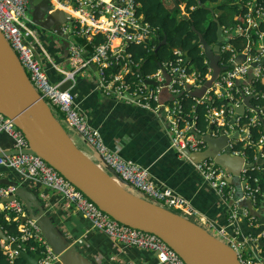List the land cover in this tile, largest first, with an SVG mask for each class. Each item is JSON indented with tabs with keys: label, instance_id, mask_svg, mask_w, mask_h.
<instances>
[{
	"label": "built area",
	"instance_id": "obj_1",
	"mask_svg": "<svg viewBox=\"0 0 264 264\" xmlns=\"http://www.w3.org/2000/svg\"><path fill=\"white\" fill-rule=\"evenodd\" d=\"M52 10H61L72 24L61 29L69 42L68 65L69 79L85 73L93 65L98 71L96 90L117 102L131 103L145 110H157L161 105V94L167 92L170 100L166 113L172 119L170 125L171 147L180 156L191 161V156L202 152L206 143L198 139L195 120L186 121L182 109L184 97L193 95L204 77L187 65L188 57L181 50L172 49V58L160 65L156 72L148 76L140 74V63L134 62L129 46L141 47L150 44L156 31L140 13L138 0H48ZM29 0H0V32L16 54L30 83L37 93L50 103L59 113L65 125L77 134L100 159L102 165L114 172L126 185L136 190L142 199L161 204L168 210H178L185 216H198L188 202L170 188L156 186L147 168L126 161L112 151L103 141L101 133L94 128L74 103L70 90L63 91L61 84H51L47 74L34 56L33 44L37 43V31L31 28L28 16ZM243 17L236 20L231 28L222 29L227 43L219 47L218 55L221 72L201 99L207 109L209 130L206 135L212 138L226 136V147L234 158L243 160L239 173L234 176L226 168L217 165L213 159L191 161L195 171L204 183L224 202L229 204L226 225L215 228L218 240L227 245L238 257L240 264H264V192L260 178H251L249 171L264 174V137L255 147L259 153L255 163H249L244 149L251 146L250 128L261 127L263 110L251 107L253 99L264 98L257 90L264 84V24L263 0H234L232 3ZM184 8V7H183ZM181 10L184 11V9ZM231 36L246 40L245 47L235 49ZM76 39L78 41H76ZM200 48L204 49L201 43ZM135 68V69H134ZM137 69V71H136ZM166 77L170 81L166 80ZM148 82H154L151 85ZM248 102V105H246ZM220 104L219 106L217 104ZM244 107L243 116L236 111ZM235 123L231 120L235 118ZM243 118L248 122L244 124ZM236 139H232L235 133ZM0 133L7 135L13 142L18 155L0 158V168L13 171L24 181L39 183L59 194L65 203L81 214L91 228L104 234L124 248H136L151 252L159 264H185L184 261L156 236L124 226L102 212L74 185L64 179L55 169L34 155L21 154L28 150V142L20 130L7 118L0 115ZM241 144L243 149L236 150ZM221 150L220 153H223ZM261 161V164H257ZM236 179L238 185L231 183ZM15 192L13 187H0V199L7 200ZM248 202L252 211L244 204ZM0 212L9 213L7 221L20 226L18 240L9 238L4 254L12 261L17 252L10 248L32 242L30 251L40 256L38 264H54L55 256L42 236L40 227L30 220L21 200L14 197L0 204Z\"/></svg>",
	"mask_w": 264,
	"mask_h": 264
},
{
	"label": "crops",
	"instance_id": "obj_2",
	"mask_svg": "<svg viewBox=\"0 0 264 264\" xmlns=\"http://www.w3.org/2000/svg\"><path fill=\"white\" fill-rule=\"evenodd\" d=\"M182 7L183 5L178 6V10ZM66 24L69 25L68 21L62 27ZM37 33V43L33 44L34 56L50 83L61 84L70 80L68 74L71 68L67 62L70 39H66L68 47H65L60 41H51L49 36L38 31ZM223 37L226 41V37ZM214 46L215 44L208 46L209 50L203 49L204 55L206 51L217 54L213 52ZM92 66L85 73L77 74L69 88L80 112L100 131L104 143L112 151L128 162L147 168L156 186L170 188L184 198L198 213V216H189L192 218L190 221L216 237L215 228L226 225L229 204L224 203L195 171L191 161L198 160L196 156L191 157L190 161L180 157L172 149V119L166 113L170 100L167 92H162L161 106L157 110H145L131 103L117 102L96 90L98 71L96 66L93 71ZM72 134L76 146L85 152L91 161L101 166L102 163L93 150L77 134ZM207 149L206 147L202 152ZM13 151L15 150L12 140L0 133V154ZM0 181L17 184L24 194V200L21 201L27 217L30 216L44 226L54 245L62 248L64 244L73 247L75 254L89 264H159L153 253L124 248L91 228L81 214L68 206L59 194L45 186L24 181L13 171L4 168H0Z\"/></svg>",
	"mask_w": 264,
	"mask_h": 264
},
{
	"label": "water",
	"instance_id": "obj_3",
	"mask_svg": "<svg viewBox=\"0 0 264 264\" xmlns=\"http://www.w3.org/2000/svg\"><path fill=\"white\" fill-rule=\"evenodd\" d=\"M175 10H178L176 5L173 6L171 12ZM27 11L31 27L35 31L49 36L51 41H60L63 46L68 47L67 36L62 34L61 28L67 21L72 24V20H68L61 10H52L48 0H29ZM216 25L217 42L213 47V52L218 54L219 47L227 43V40H224L218 22H216ZM166 44V39H164L159 44L156 52ZM203 45L205 50H209L208 45ZM92 70L95 71L96 68L92 66ZM0 73L8 77L23 97L17 96L9 88L10 92L8 89L0 88V115L10 120L28 142V150L21 152V154L34 155L43 160L81 191L102 212L124 226L156 236L173 250L185 264H240L237 255L205 229L188 218L127 191L122 186L126 183L114 172L110 170L105 172L88 159L76 146L60 122L56 120L48 104L30 83L16 54L1 32ZM218 74L215 76L213 74V81ZM166 80L169 81V78L166 77ZM148 83L155 85L154 82ZM71 86L72 81L66 80L61 85V89L66 91ZM10 93L13 95H10ZM246 105H248V102H246ZM244 112V107L236 111L238 116H243ZM235 119L236 117L231 120L232 124L235 123ZM193 133L198 139L203 140L208 148L202 153H197L198 155H193L198 159L194 161L211 158L217 165L226 168L232 175L236 176L239 173L243 160L230 156L226 147L228 140L226 136L216 139L209 134L200 136L194 131ZM237 137L238 133L236 132L232 139ZM221 150H224V152L220 153ZM18 154H20L18 151H13L9 154H0V158ZM185 155L193 157L188 151L185 152ZM257 164H261V161H258ZM232 182L234 185H238L236 179L231 180ZM1 185L15 188V192L9 199H0V202H9L14 197L24 200V194L16 183L0 181ZM244 205L252 211L248 202ZM29 219L35 221L40 227L42 236L52 249L53 254L58 257L54 264H89L75 254L73 247L65 244L63 248L54 245L44 226L30 216ZM0 240L7 241V237L1 229ZM10 248L17 252L18 258L23 260L25 264H38L40 258L38 254L30 255L14 243L10 245Z\"/></svg>",
	"mask_w": 264,
	"mask_h": 264
},
{
	"label": "trees",
	"instance_id": "obj_4",
	"mask_svg": "<svg viewBox=\"0 0 264 264\" xmlns=\"http://www.w3.org/2000/svg\"><path fill=\"white\" fill-rule=\"evenodd\" d=\"M138 2L141 5L140 13L156 31V37L148 46H129V50H132L134 55V62L138 64L139 60H141L139 67L140 74L144 77L153 74L160 65L170 60L172 58V49L181 50L183 53H186L189 68L197 71L204 77L208 67L200 44L203 43L210 47L216 44L217 25L215 20L218 21L222 29L227 30L235 25L238 17H243V11L240 12L232 5L234 0H170V2L168 0H138ZM174 5H183L184 11L180 9L171 12ZM262 7L264 10V6ZM260 31L264 32V24L260 26ZM164 39H166L167 44L160 47L156 52L159 44ZM231 44L235 49H240L241 47H245L246 40L231 36ZM257 90L264 93V84H258ZM193 98H195L193 95L183 98L182 109L186 116L185 119L187 122L194 119L195 128L199 135L205 136L209 130L206 118V105L204 103L196 104ZM250 104L253 109L264 111V98L253 99ZM217 105L219 106L220 104L218 103ZM53 116L55 117L54 114ZM260 118L263 121L262 126L250 128V142L252 145L244 149L249 163H255L253 162L254 158L260 152L255 147V144L264 137V116ZM56 120L58 119L56 118ZM242 122L246 124L248 119L243 118ZM235 149L242 150L243 147L241 144H238ZM262 152L264 153V146L262 147ZM248 175L251 178H260L261 188L264 192V174L254 169L249 171ZM170 211L182 217L185 216L178 210L171 209ZM6 215L10 217L9 213H0V229L7 237V241H0V264H25L18 256L10 261L8 256L3 252L5 251L2 247L3 243L5 247L9 238L18 240L21 235L20 226L15 222L7 221ZM31 245L32 242H29L21 245V247L28 254L32 255L33 252L30 251Z\"/></svg>",
	"mask_w": 264,
	"mask_h": 264
},
{
	"label": "rangeland",
	"instance_id": "obj_5",
	"mask_svg": "<svg viewBox=\"0 0 264 264\" xmlns=\"http://www.w3.org/2000/svg\"><path fill=\"white\" fill-rule=\"evenodd\" d=\"M185 13V12H183ZM182 13V14H183ZM32 28V27H31ZM33 29V28H32ZM34 30V29H33ZM38 35V33L36 34V36ZM205 61L207 63V67L210 70V74L208 78H205L203 83L200 85V87L198 88V90L193 92V96H195L198 99H201V97L204 94L205 88L209 87L211 85V82L213 81V74L214 76L216 74H218L220 72V67H219V63L222 60V56L218 55V54H213L210 51H206L205 52ZM48 106L50 107V109L52 110L53 114L55 115V117L58 119V121L60 122L61 126L64 128V130L68 133V135L70 136V138L75 142V138L71 132V130L65 125V123L63 122V119L61 118V116L59 115V113L52 107V105L48 102L47 103ZM79 148V147H78ZM83 152V151H82ZM86 156L87 154L85 152H83ZM88 159L91 160V158H89V156H87ZM93 161V160H92ZM96 163V162H94ZM97 164V163H96ZM99 168H101L102 170H104L106 172V168H104L102 165L99 166V164H97ZM125 189L129 190L131 193L135 194V195H139V193L136 190H133L132 188H130L128 185H122ZM142 197V196H141ZM153 203V202H152ZM155 204V203H154ZM156 205H161V204H157ZM188 219H192L189 216H187ZM211 233V232H210ZM212 234V233H211Z\"/></svg>",
	"mask_w": 264,
	"mask_h": 264
},
{
	"label": "bare ground",
	"instance_id": "obj_6",
	"mask_svg": "<svg viewBox=\"0 0 264 264\" xmlns=\"http://www.w3.org/2000/svg\"><path fill=\"white\" fill-rule=\"evenodd\" d=\"M0 88H2V89L4 88V90H7L9 88L14 92V94L23 98L22 94L15 88V86L8 79V77H6L5 75H3L1 73H0ZM9 92H10V90H9ZM10 95H13V94L10 93ZM11 97L13 98V96H11ZM17 101L20 102L18 99H17Z\"/></svg>",
	"mask_w": 264,
	"mask_h": 264
},
{
	"label": "clouds",
	"instance_id": "obj_7",
	"mask_svg": "<svg viewBox=\"0 0 264 264\" xmlns=\"http://www.w3.org/2000/svg\"><path fill=\"white\" fill-rule=\"evenodd\" d=\"M216 45V44H215ZM219 53V52H218ZM204 54V53H203ZM195 97V96H194ZM196 98V97H195ZM202 98V97H201ZM196 99H198V98H196ZM199 135V134H198ZM200 136H202V135H200ZM0 187H3V186H0ZM19 199V198H18ZM20 200V199H19ZM0 204H3L2 202H0ZM0 213H3V212H0ZM4 234V233H3ZM1 241V240H0ZM2 247H3V250H4V243L2 244ZM4 252V251H3ZM26 252V251H25Z\"/></svg>",
	"mask_w": 264,
	"mask_h": 264
}]
</instances>
